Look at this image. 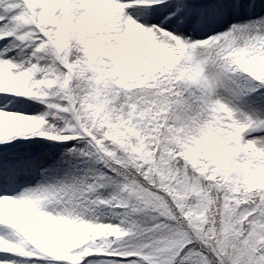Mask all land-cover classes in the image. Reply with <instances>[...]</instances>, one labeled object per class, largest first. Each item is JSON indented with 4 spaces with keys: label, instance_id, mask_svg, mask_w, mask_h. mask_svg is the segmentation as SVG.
Here are the masks:
<instances>
[{
    "label": "snow or ice",
    "instance_id": "snow-or-ice-1",
    "mask_svg": "<svg viewBox=\"0 0 264 264\" xmlns=\"http://www.w3.org/2000/svg\"><path fill=\"white\" fill-rule=\"evenodd\" d=\"M0 264H264V0H0Z\"/></svg>",
    "mask_w": 264,
    "mask_h": 264
}]
</instances>
